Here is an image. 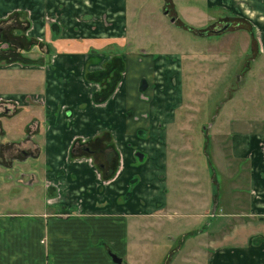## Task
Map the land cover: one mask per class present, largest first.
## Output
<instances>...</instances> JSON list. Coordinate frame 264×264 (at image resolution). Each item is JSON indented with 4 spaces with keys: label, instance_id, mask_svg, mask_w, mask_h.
Returning a JSON list of instances; mask_svg holds the SVG:
<instances>
[{
    "label": "crops",
    "instance_id": "1",
    "mask_svg": "<svg viewBox=\"0 0 264 264\" xmlns=\"http://www.w3.org/2000/svg\"><path fill=\"white\" fill-rule=\"evenodd\" d=\"M207 5L221 11L214 18L244 24L239 32L254 39L248 45L252 62L264 73V0ZM17 18L28 24L24 35L32 46L13 59L4 57L7 49L0 51L8 62L0 64V166L20 173L19 184H40L49 211L40 251L32 223L5 228L10 231L0 235V264H115L110 255L127 257L132 219L145 238L156 222L172 216L188 223L208 219L209 243L193 252L195 263L202 256V264H264V113L256 109L249 120L228 122L226 128L243 130L219 141L223 186L214 179L217 193L207 199L204 191L185 187L169 198L173 176L187 185L180 178L185 159L173 154L175 169L168 151V128L183 99V60L123 53L125 0H0V23ZM113 57L124 68L101 100L102 85L88 76ZM22 70L27 72L15 77L1 74ZM4 84L12 90H2ZM89 145L95 154L82 150ZM8 157L12 162H5ZM19 219L0 216V224ZM25 230L30 238L14 232ZM34 257L39 263L29 260Z\"/></svg>",
    "mask_w": 264,
    "mask_h": 264
},
{
    "label": "rangeland",
    "instance_id": "2",
    "mask_svg": "<svg viewBox=\"0 0 264 264\" xmlns=\"http://www.w3.org/2000/svg\"><path fill=\"white\" fill-rule=\"evenodd\" d=\"M125 9L126 49L123 53L154 57L175 55L183 60V99L176 113L175 124L168 128V151L175 169L177 162L173 160V154L178 153L185 159L180 178L186 179L187 185H182L177 177L169 178L168 196L174 198L176 193L188 187L204 191L207 199H210L213 192L217 193L218 187L223 186L219 141L223 140L224 134L243 130L235 126L226 128L228 122L234 118L249 120L256 109L264 113V73L252 62L255 55L248 48L249 33L243 30L239 32L238 26H232L223 33L214 34L226 26L223 18L227 16L223 15L221 20L217 16L214 18L213 15L221 11L210 10L207 0H125ZM166 12L170 14L166 15ZM172 19L176 22L172 23ZM237 23L234 20L233 24ZM12 37L20 39L11 41V44L15 43L13 57L21 51L15 45L23 41L25 47L27 44L32 46V41L25 38L24 29ZM5 49L0 44V51ZM42 50L45 49L38 47V51ZM0 64L7 65L8 62L3 59ZM25 72L27 70L1 74L14 73L11 75L15 77ZM1 89L12 90L9 84L1 85ZM20 179L21 175L16 170L6 171L0 166V216L16 215L21 220L20 224L15 225L0 224V235L2 239L6 238V233L10 231L6 229L16 226L23 228L32 223L36 228L34 238L38 240L36 246L40 251L39 239L46 221L44 216L49 211L44 207L43 187L38 184L29 188L19 184ZM31 202L35 206H31ZM133 220L128 223L131 231L128 232L130 247L127 257L117 256L123 264H197L193 252L197 249L202 252L204 242L209 243V236L204 233L207 218L188 223L176 216L164 217L149 229L150 236L145 238L142 231L136 230ZM181 226L183 228L178 231L177 228ZM14 232L20 239L32 235L27 230ZM137 235L138 238H135ZM105 243H108L107 240ZM29 260L39 263L37 257ZM202 263L204 259L201 256L199 264Z\"/></svg>",
    "mask_w": 264,
    "mask_h": 264
},
{
    "label": "trees",
    "instance_id": "3",
    "mask_svg": "<svg viewBox=\"0 0 264 264\" xmlns=\"http://www.w3.org/2000/svg\"><path fill=\"white\" fill-rule=\"evenodd\" d=\"M14 21L16 24L14 30L20 31V30L24 29V27H23L24 25H23V22L21 20L15 19ZM14 30L5 32V38H3V42L8 43L10 48H11L7 52L3 53V55H5L4 56L5 58H7V56H9V58H12V59L14 57H18L17 54H15L13 57V54H14L13 53V45L15 43L11 44L12 40L14 42L16 40L20 41V39L18 37H12ZM250 38H251V44L253 45L254 39L252 37H250ZM21 40H23V39H21ZM15 46L20 48V50L25 49L23 41H22V43H19L18 45H15ZM9 61H11V60H9ZM123 65H124L123 62L119 57H113L109 62H107L104 65V70L102 72L93 73V74L88 76L89 80L98 82L102 85V91L100 94L101 100L105 99L107 96H109L113 92L114 88L116 87V85L119 81L120 74L123 71V68H124ZM88 148L90 149L91 154H95L91 145H89ZM112 174L106 175L104 178H109L112 176Z\"/></svg>",
    "mask_w": 264,
    "mask_h": 264
},
{
    "label": "flooded vegetation",
    "instance_id": "4",
    "mask_svg": "<svg viewBox=\"0 0 264 264\" xmlns=\"http://www.w3.org/2000/svg\"><path fill=\"white\" fill-rule=\"evenodd\" d=\"M167 13V15L168 14H170V12H166ZM18 20H21V21H23V19H19V18H17ZM172 20H174V22H172V23H175L176 22V20L175 19H172ZM222 21H224V20H222ZM238 23L236 24V25H234L233 24V22L234 21H232V20H226V21H224L225 22V27H228L227 28V30L229 29V28H231L232 26L234 27V26H240V21H238V20H236ZM13 23H15V21H13V19H10V20H8V21H5V22H1L0 23V44H1V46H3V47H5V48H7V50H9V48H10V46H9V44L8 43H5V42H3V38H5V32H7V31H9L12 27H10ZM23 27H24V34L25 35H28V30H29V26H28V24H24L23 23ZM224 27V28H225ZM223 28V29H224ZM222 29V30H223ZM222 30H220L219 32H214V34H216V33H218V34H220V33H223V32H225V31H222ZM226 30V31H227ZM22 31V30H21ZM14 33V32H13ZM211 33V32H210ZM16 35V34H15ZM21 34H19V36H20ZM209 35V34H208ZM18 36V35H17ZM206 36H207V34H206ZM4 103H3V101H2V99H0V108H1V106L3 105ZM0 112H1V110H0ZM86 154H91V152H90V149L88 148V147H83V149H82ZM12 160V158L11 157H8L7 159H6V163L9 161H11ZM12 162V161H11ZM10 167H11V165H10Z\"/></svg>",
    "mask_w": 264,
    "mask_h": 264
},
{
    "label": "water",
    "instance_id": "5",
    "mask_svg": "<svg viewBox=\"0 0 264 264\" xmlns=\"http://www.w3.org/2000/svg\"><path fill=\"white\" fill-rule=\"evenodd\" d=\"M167 15V13H165ZM172 22H174V20H172ZM228 27H225L222 31H226ZM112 261L115 263V264H121L122 261L121 259H118L115 255H110Z\"/></svg>",
    "mask_w": 264,
    "mask_h": 264
}]
</instances>
